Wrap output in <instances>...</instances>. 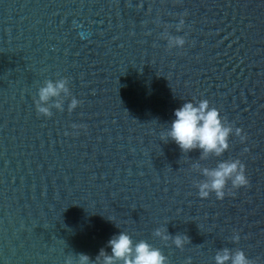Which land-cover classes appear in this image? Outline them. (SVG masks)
<instances>
[{
  "label": "water",
  "instance_id": "1",
  "mask_svg": "<svg viewBox=\"0 0 264 264\" xmlns=\"http://www.w3.org/2000/svg\"><path fill=\"white\" fill-rule=\"evenodd\" d=\"M65 78L63 111L38 114ZM200 100L233 127L219 158L161 141ZM237 159L249 186L201 199L200 170ZM121 231L168 264H264V0H0V264L95 261Z\"/></svg>",
  "mask_w": 264,
  "mask_h": 264
},
{
  "label": "clouds",
  "instance_id": "2",
  "mask_svg": "<svg viewBox=\"0 0 264 264\" xmlns=\"http://www.w3.org/2000/svg\"><path fill=\"white\" fill-rule=\"evenodd\" d=\"M183 24L184 21L181 19L177 31L182 29ZM163 38L167 40L169 50L183 48L186 42L184 38L170 36L167 32L163 34ZM70 95L66 78L55 82L46 80L38 91L36 111L44 117H51L52 108L63 111L64 100H61V97ZM79 103L77 99L72 98L69 111L76 109ZM174 116L170 127L161 135V141L175 142L185 154L199 150L201 160L213 156L219 158L229 150V138L233 134V127L221 117L218 109L210 106L207 100L183 103L182 107L175 110ZM235 135L240 136L242 142L245 139L240 129L235 130ZM245 171V166L238 159L220 162L215 168L201 169L200 174L204 179L195 184L199 197L207 199L214 193L217 200H223L229 183L233 190L248 187L249 180ZM228 194L233 195L234 192L230 191ZM153 235L163 241L172 239L174 245L181 250L189 242L187 236L172 237L168 235L167 230L157 229ZM232 239L234 243H238L240 237L234 234ZM107 247L111 249V253L101 249L95 261L87 255L78 254L76 264H168L167 258L158 248L143 240L134 243L131 236L122 231L108 241ZM214 260L215 264H253L243 251H231L228 248L218 251ZM66 264H73V260L69 258Z\"/></svg>",
  "mask_w": 264,
  "mask_h": 264
}]
</instances>
